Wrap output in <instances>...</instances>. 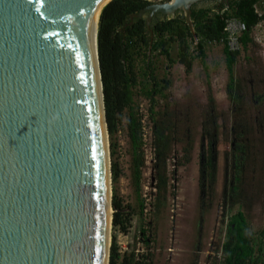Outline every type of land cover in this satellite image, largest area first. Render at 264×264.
<instances>
[{"label": "water", "instance_id": "95a60500", "mask_svg": "<svg viewBox=\"0 0 264 264\" xmlns=\"http://www.w3.org/2000/svg\"><path fill=\"white\" fill-rule=\"evenodd\" d=\"M103 1L0 0V264H109ZM205 1L156 2L130 25L146 16L153 37L154 18L179 13L198 43Z\"/></svg>", "mask_w": 264, "mask_h": 264}, {"label": "rangeland", "instance_id": "374dc122", "mask_svg": "<svg viewBox=\"0 0 264 264\" xmlns=\"http://www.w3.org/2000/svg\"><path fill=\"white\" fill-rule=\"evenodd\" d=\"M205 6H207L205 4ZM259 14H264V0L257 6ZM252 44L244 49L238 38L229 44L239 49L235 65V75L244 82L245 92L251 86L264 91V20L251 32ZM170 59L160 51L150 52L153 61L151 74L163 86L162 93L156 95V111L167 110L175 126L172 156L168 162L169 187L164 206L156 208L154 147L151 121V98L149 90L154 81L149 73L146 56L136 60L137 85L134 87L133 110L126 107L118 113L115 130L112 134L115 154L114 161L119 171L116 181L111 173V195L114 192L123 206L127 231L112 225L110 228V247L116 240L121 254L135 253L136 259L145 264H222V245L226 239L231 216L243 211L254 231L264 226V165L248 176V195L242 205L225 206L224 184L226 182L225 146L218 154V175L216 191L212 201L200 198L198 177L202 131L209 115L208 96L211 92L216 101V114L220 126V141L231 131V103L226 85L228 71L223 44L207 42L205 59L199 58L191 43L192 69L186 68L179 61L178 42L168 46ZM172 60V62L170 61ZM252 78L254 80H252ZM168 80V81H165ZM247 82V83H246ZM253 84V85H252ZM211 90H210V89ZM252 101L246 108L248 118L256 122L260 113L253 107ZM132 112L141 120L145 166L142 171L140 189L134 181V154L130 130ZM264 116V115H263ZM261 129L255 127L254 141L261 139ZM109 144L111 143L110 135ZM191 146L190 162L184 160V148ZM259 153L264 147L258 148ZM181 164V165H180ZM144 211L141 212V203ZM202 203L204 205L202 206ZM210 203V204H209ZM113 209V206H112ZM114 212V209H113ZM132 214V215H131ZM144 232V234H143ZM150 238L149 243L146 239ZM147 256H150L147 259Z\"/></svg>", "mask_w": 264, "mask_h": 264}, {"label": "trees", "instance_id": "16d2710c", "mask_svg": "<svg viewBox=\"0 0 264 264\" xmlns=\"http://www.w3.org/2000/svg\"><path fill=\"white\" fill-rule=\"evenodd\" d=\"M170 0H111L100 15L98 28V52L103 82L105 112L108 133L110 135L111 156L115 154L112 134L115 130L117 114L126 107L133 110L134 87L137 85L136 60L140 55L149 58L146 61L149 67V75L154 80L149 90L151 98V121L153 122V147L155 169V199L156 208L160 210L168 196L169 173L168 162L172 156L175 142V126L167 110L156 111L155 97L162 93L163 86L156 81L151 74L152 59L149 52L160 51L170 59L169 44L178 42L179 61L190 71L193 65L190 49L194 44L199 58L205 59V44L215 42L223 44V52L226 56V68L228 82L226 92L231 103L232 127L220 141V126L216 114V101L210 92L208 96L209 115L207 116L202 131V144L199 162L198 186L201 201L205 197L213 200L216 191L218 175V154L222 145L225 146L226 182L224 184L225 206L233 207L242 205L248 195V176L256 172L264 165V152H258V148L264 147V133L259 142L254 141L255 127L264 132V91L256 90L253 93L252 86L249 92H245L244 82L235 75V65L240 53L239 49H233L225 39L224 28L227 20L238 18L246 24V31L239 36L241 46L246 49L252 42L251 30L264 16L257 11V4L261 0H229V5L223 4L221 8L213 6L192 7L194 29L198 39L190 31L186 21L177 13L175 18H167L158 15L151 23L153 37L147 32L146 16L133 19L131 15L140 12L146 6ZM205 5V4H203ZM218 8V9H216ZM172 62V60H170ZM168 81V80H165ZM247 83V82H246ZM210 89V88H209ZM211 90V89H210ZM252 101L253 107L260 113L256 122L248 118L247 106ZM117 118V119H116ZM130 134L134 154V181L137 190L140 189L142 171L145 166V153L143 148V133L141 120L132 112L130 118ZM184 160L179 163L190 162L192 147L184 148ZM180 164V165H181ZM111 173L113 181L119 176L117 165L112 161ZM210 204V203H209ZM204 203H202V206ZM113 225L126 232L123 206L114 192L112 199ZM141 212L144 211V203H141ZM132 215V214H131ZM144 234V232H143ZM148 244L150 238L146 240ZM222 264H264V226L259 231H254L245 213L239 210L231 216L228 225L226 239L221 248ZM150 256H147L149 259ZM151 259V258H150ZM109 264H145L136 259L135 253L121 254L116 240L110 247ZM150 264V263H149Z\"/></svg>", "mask_w": 264, "mask_h": 264}, {"label": "built area", "instance_id": "2783aa9c", "mask_svg": "<svg viewBox=\"0 0 264 264\" xmlns=\"http://www.w3.org/2000/svg\"><path fill=\"white\" fill-rule=\"evenodd\" d=\"M246 24L239 20L238 18H230L227 20V24L224 28L225 39L235 41L239 36H241L246 31Z\"/></svg>", "mask_w": 264, "mask_h": 264}, {"label": "flooded vegetation", "instance_id": "af4514ba", "mask_svg": "<svg viewBox=\"0 0 264 264\" xmlns=\"http://www.w3.org/2000/svg\"><path fill=\"white\" fill-rule=\"evenodd\" d=\"M203 4H206L207 6H213V7H218V8H221L222 7V5L223 4H225V5H229L228 3H226V2H224L223 0H209V1H205V2H202V3H199L198 5L199 6H205V5H203ZM218 8H216V9H218ZM261 16H264V14H260ZM264 19H262L261 21H259V23L258 24H256L254 27H253V29L255 28V27H257L262 21H263ZM253 29L251 30V32L253 31ZM250 37L253 39V37L251 36V33H250ZM251 44H252V42H251ZM252 80H254L253 78H252ZM253 85V84H252ZM253 88H252V90H253V93L255 94V86H252Z\"/></svg>", "mask_w": 264, "mask_h": 264}, {"label": "bare ground", "instance_id": "6f19581e", "mask_svg": "<svg viewBox=\"0 0 264 264\" xmlns=\"http://www.w3.org/2000/svg\"><path fill=\"white\" fill-rule=\"evenodd\" d=\"M110 0H104L99 7V11H98V15L100 14V12L102 11V9L104 8V6L109 2Z\"/></svg>", "mask_w": 264, "mask_h": 264}]
</instances>
